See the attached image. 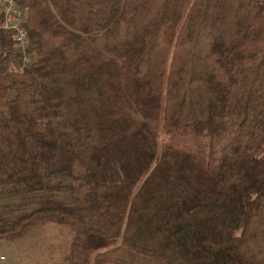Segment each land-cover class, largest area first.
Here are the masks:
<instances>
[{
    "label": "trees",
    "instance_id": "16d2710c",
    "mask_svg": "<svg viewBox=\"0 0 264 264\" xmlns=\"http://www.w3.org/2000/svg\"><path fill=\"white\" fill-rule=\"evenodd\" d=\"M16 1L0 240L52 224L54 264H264V0Z\"/></svg>",
    "mask_w": 264,
    "mask_h": 264
},
{
    "label": "rangeland",
    "instance_id": "374dc122",
    "mask_svg": "<svg viewBox=\"0 0 264 264\" xmlns=\"http://www.w3.org/2000/svg\"><path fill=\"white\" fill-rule=\"evenodd\" d=\"M68 242L67 230L47 224L35 229L26 240H0V253L7 264H54L59 248Z\"/></svg>",
    "mask_w": 264,
    "mask_h": 264
},
{
    "label": "built area",
    "instance_id": "2783aa9c",
    "mask_svg": "<svg viewBox=\"0 0 264 264\" xmlns=\"http://www.w3.org/2000/svg\"><path fill=\"white\" fill-rule=\"evenodd\" d=\"M0 15L2 22H0V29L13 33V39L16 47L24 52L28 44V36L25 27L21 25L22 11L17 5L16 0H0ZM25 62L28 59L25 58ZM7 264V259L0 254V264Z\"/></svg>",
    "mask_w": 264,
    "mask_h": 264
},
{
    "label": "crops",
    "instance_id": "0c3cea01",
    "mask_svg": "<svg viewBox=\"0 0 264 264\" xmlns=\"http://www.w3.org/2000/svg\"><path fill=\"white\" fill-rule=\"evenodd\" d=\"M1 254V253H0Z\"/></svg>",
    "mask_w": 264,
    "mask_h": 264
}]
</instances>
